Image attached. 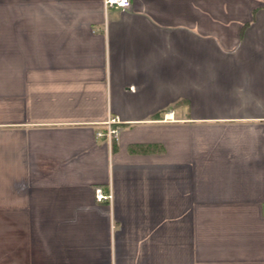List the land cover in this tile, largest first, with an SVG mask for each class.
Segmentation results:
<instances>
[{"label":"crops","instance_id":"1","mask_svg":"<svg viewBox=\"0 0 264 264\" xmlns=\"http://www.w3.org/2000/svg\"><path fill=\"white\" fill-rule=\"evenodd\" d=\"M131 2L0 0V264H264V0Z\"/></svg>","mask_w":264,"mask_h":264},{"label":"built area","instance_id":"2","mask_svg":"<svg viewBox=\"0 0 264 264\" xmlns=\"http://www.w3.org/2000/svg\"><path fill=\"white\" fill-rule=\"evenodd\" d=\"M104 5L107 10L111 8H117L125 11L131 8L132 2L131 0H104ZM117 125H118V120L115 119L109 120L106 123L107 135L110 142L113 139H116L119 134V129L115 127ZM96 197L98 201H104L108 199L102 194L100 189L96 190Z\"/></svg>","mask_w":264,"mask_h":264}]
</instances>
